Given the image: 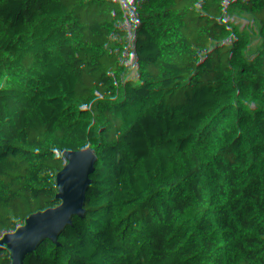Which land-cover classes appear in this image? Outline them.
<instances>
[{"label":"trees","instance_id":"trees-1","mask_svg":"<svg viewBox=\"0 0 264 264\" xmlns=\"http://www.w3.org/2000/svg\"><path fill=\"white\" fill-rule=\"evenodd\" d=\"M65 45L78 47L79 57L99 49L89 39L66 41L31 48L19 67L2 60L0 264H256L245 256V237L262 260L264 240L250 223L264 234V207L249 198L264 176V124L256 125L264 117L254 100L234 99L211 132L191 136L189 143L214 145L218 161L210 163L181 151V124L170 109L144 113L140 99H128V113L99 138L100 210L83 211L87 200L65 179L79 137L55 126L56 112L67 108L64 97H92L98 79L63 54ZM224 66L222 59L199 69L223 74ZM194 70L184 65L173 79L181 97L192 91ZM192 164L196 172L184 173Z\"/></svg>","mask_w":264,"mask_h":264},{"label":"built area","instance_id":"built-area-1","mask_svg":"<svg viewBox=\"0 0 264 264\" xmlns=\"http://www.w3.org/2000/svg\"><path fill=\"white\" fill-rule=\"evenodd\" d=\"M88 39L99 49L79 57L78 47L65 45L63 54L97 75L96 92L87 100L64 97L67 108H57L55 122L79 137L65 179L87 200L83 211L100 210L99 138L128 113V99H140L144 113L170 109L181 124L183 153L191 152L193 134L225 119L235 98H252L264 117V0H0V87L3 59L19 67L35 46L53 50ZM222 59L223 74L199 69ZM184 65L195 70L192 91L181 97L173 79ZM164 135L160 129L154 139ZM196 170L192 164L184 173Z\"/></svg>","mask_w":264,"mask_h":264},{"label":"rangeland","instance_id":"rangeland-1","mask_svg":"<svg viewBox=\"0 0 264 264\" xmlns=\"http://www.w3.org/2000/svg\"><path fill=\"white\" fill-rule=\"evenodd\" d=\"M235 99H236V102L241 100L240 98H235ZM121 101L123 102V99ZM262 121L264 123V118H262ZM259 143H260V148L264 149V138H262ZM188 149H190L191 153L196 154L199 157V159H201V160L205 159L210 163L218 161V156L215 153V147H214V145H212L210 143H202L201 144V143L190 142ZM217 173H220V169H218V168H214L213 171L211 172V174L213 176L216 175ZM246 181H248L247 186L249 189V187L251 186L249 184L250 181H249V179H246ZM246 181L244 180L243 184H242L243 191L245 189ZM252 197H254L256 199L257 203H259L260 205H262L264 207V176H263V178L260 179L259 187H258L257 191L255 192V195L252 196L251 193L249 194V198H252ZM258 207L256 208L257 211H258ZM263 213H264V211H263ZM250 223H251L255 233L264 240V234L258 230L256 223L252 220H250ZM262 227L264 229V220L262 221ZM245 256L249 259H252V261L256 264H264V256H263L262 260H260V258L257 255L252 254L251 249H250V242H249V239L247 237H245Z\"/></svg>","mask_w":264,"mask_h":264},{"label":"water","instance_id":"water-1","mask_svg":"<svg viewBox=\"0 0 264 264\" xmlns=\"http://www.w3.org/2000/svg\"><path fill=\"white\" fill-rule=\"evenodd\" d=\"M258 214H259L261 221H263L264 220V213H258Z\"/></svg>","mask_w":264,"mask_h":264}]
</instances>
